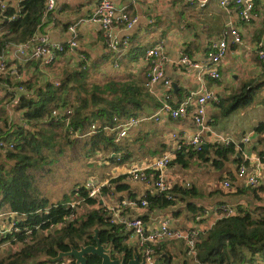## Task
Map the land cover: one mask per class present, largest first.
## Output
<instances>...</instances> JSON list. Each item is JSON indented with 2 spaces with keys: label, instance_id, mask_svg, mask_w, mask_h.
Masks as SVG:
<instances>
[{
  "label": "crops",
  "instance_id": "1",
  "mask_svg": "<svg viewBox=\"0 0 264 264\" xmlns=\"http://www.w3.org/2000/svg\"><path fill=\"white\" fill-rule=\"evenodd\" d=\"M114 1L118 7H123L132 18L136 19L131 29H125L121 24L114 29L119 39L130 38L127 47L121 46L122 55L118 56L119 52L108 48L104 29L100 24L91 21L80 22L93 13L99 0H57L56 9L43 17L44 23L35 33H46L51 42L64 43L72 36L69 26L76 24L78 46L61 55L58 61L50 65H44L33 59L23 61L14 47L9 46L5 50L8 68L0 72V88L4 89L6 94L11 92L13 95L11 101H4L6 110L9 112L10 106L17 103L18 93L26 92L25 86H17L19 81L28 79L34 82L55 81L61 78L66 70H72L81 64L88 70L90 82L131 78L143 80L147 76L145 72L148 71L144 54L149 48L162 45L167 56L164 64L165 75L173 82L174 105L202 88H211L218 92L220 100L208 105V120L202 129L205 146L209 149L210 145L223 143L227 138L232 139L236 150L241 151L237 156L242 158L243 162L249 163L250 171L256 169L260 172L257 186L263 187L258 194L263 198L264 204V94H261L264 92V67L256 53L259 44H264V0L256 1L255 16L250 22L240 20L239 10L235 6L223 7L217 3V0H211L206 6H201L200 0ZM0 2L14 6L18 4L17 0H0ZM230 23H237L240 26L244 42L234 44L231 37H226L229 45L219 66L220 80L209 77L199 79L196 70L187 69L180 63V58L185 53L196 60L203 59L211 42L222 38ZM13 68L17 69L19 77ZM247 82L256 84L254 101L228 115H221L219 105L221 100L238 92ZM174 83L177 86L176 90ZM145 91L148 97L142 104V110H137V113L141 117L148 118L134 128L129 136L117 141L127 145L125 150L119 152L118 160L123 158V161L112 162L109 158L115 156V153L99 152L107 176L91 177L98 184L108 183L109 193L102 196V201L110 212L114 207L121 206V214L125 218L143 217L148 229L158 225L161 218L170 217L173 227L188 229L199 226L205 232L220 219L218 206L228 204L237 207L239 204L246 205L251 200L250 195L235 194L239 188L248 187L238 176L239 163L236 161V155H230L229 160L224 161L221 168L215 167L211 159L205 161L193 157L188 160L187 165L177 162L165 169L164 175L170 181L172 188L186 186L189 183L198 191V194L190 200L199 207L210 208L199 221L197 216L189 211L188 202L181 199H177L173 205L162 208L150 209L141 206L140 201L137 200L143 199L148 193H160L155 189L152 181L133 180L129 176L123 180V183L129 186L128 189L118 192L112 188V185L109 187L111 179L128 174L133 166H145L147 162L167 150H176L177 153L178 144L199 130L191 116L175 119L163 114L159 120L152 118L160 106L165 91L163 81L156 83L153 91L148 89ZM19 115L20 112H17L12 120L17 121ZM245 136L249 138L247 142L242 141ZM205 168L210 177L202 181L198 174ZM226 178L232 183V187L228 189L222 185V181ZM195 181L198 182V186ZM78 187L79 185L75 189ZM218 189L223 190L225 194H233L228 196L220 191L216 192ZM122 201L131 203L123 206ZM2 226L6 227V224ZM131 242L130 246L136 243L134 236ZM168 244L172 246L165 249ZM10 245V251H17L20 248V243ZM159 247L160 254L173 256L174 264L188 253L183 240H165L159 244ZM3 249L4 246L0 250ZM159 258L162 260L161 256Z\"/></svg>",
  "mask_w": 264,
  "mask_h": 264
},
{
  "label": "trees",
  "instance_id": "2",
  "mask_svg": "<svg viewBox=\"0 0 264 264\" xmlns=\"http://www.w3.org/2000/svg\"><path fill=\"white\" fill-rule=\"evenodd\" d=\"M17 1L16 6L7 3L5 9L0 2V28L4 32L0 36V53H5L11 43L31 39L44 23L47 0ZM14 13L17 17L12 19ZM67 51L69 49L63 54ZM145 74L147 75V71ZM146 80L147 76L143 80L131 78L90 82L88 70L81 64L77 68L66 70L55 81L34 82L28 79L17 83V86L26 88V92L18 93L17 103L13 105L20 112L19 118L17 121H0V140L14 146L0 148V208L7 206L16 216L15 219L8 220L9 228L4 229L0 224V249L8 242L20 243V248L9 251L0 258V264L53 263L42 259L57 256L60 251H68L72 246L80 248L81 245L95 244V227H99L101 242L113 249V256L115 251L126 252L128 257L134 251L139 252L137 244L130 246L126 243V225L113 222L110 210L102 201V196L109 193L107 186L103 187L99 197H90L89 190L83 185L74 190L76 199L53 202L44 197L30 170L41 167V162L37 163L36 158L43 157L40 151L43 136L36 133V127L39 123H45L46 119L51 127L62 126L65 135L71 140L74 138L70 127L85 132L96 123L98 131L87 138L90 146L88 152L109 150V153H115V156L109 158L112 162H122L123 158L118 160L119 152L125 150L127 145L117 142V131L110 132L109 128L115 126V117H139L137 110H142V104L148 97L145 91ZM256 88V84L247 82L238 92L224 97L219 104L221 115H228L251 104ZM70 93L73 94V99ZM12 96L11 92H7L4 99L11 101ZM68 108L72 110L69 127L65 122ZM54 110H59L61 116H54ZM53 134L51 132L50 135L46 134L48 137H43L45 143H55ZM31 150L34 156L31 155ZM237 153L241 154V151L236 150L233 142L216 143L210 145L209 149L204 146L202 151L184 146L175 152L170 165L177 162L187 165L189 159L199 157L205 161L211 159L215 167L221 168L230 155H236L238 169L243 165L249 167V163L243 162ZM128 177L129 174H124L111 179L109 187L112 185L118 192L128 189L129 186L123 183ZM261 189L263 187L258 186L239 188L235 194L250 195L251 200L246 205L239 204L235 207L233 215L221 216L210 229L201 234L196 255L187 254L181 262L175 264H264V204L263 198L258 194ZM217 191L224 193L220 189ZM172 192L173 199H169L163 192L148 193L137 201L141 205V201L146 200L147 207L153 209L173 205L177 199H181L188 202V209L194 216L204 213L205 207H199L190 200L198 194L195 187L186 184L173 187ZM72 203H76V207L73 208ZM158 255L166 264H174L171 254L163 255L159 250ZM63 259L76 264L72 257ZM87 264H101V258L89 254Z\"/></svg>",
  "mask_w": 264,
  "mask_h": 264
},
{
  "label": "built area",
  "instance_id": "3",
  "mask_svg": "<svg viewBox=\"0 0 264 264\" xmlns=\"http://www.w3.org/2000/svg\"><path fill=\"white\" fill-rule=\"evenodd\" d=\"M257 0H217V3L223 7L235 6L239 10L240 20L244 22H250L255 16L254 10ZM211 0H200L201 6H206ZM57 0H47L44 16L48 15L56 9ZM3 9L7 7L6 2H1ZM17 14L12 15V19H15ZM91 21L100 24L104 29L105 39L107 46L110 50L119 52L118 56H121V46L127 47L130 44V38L124 37L119 39L115 33V27L122 25L125 29H131L136 19L132 18L129 13L123 8L118 7L114 0H99L93 13L86 19L80 20V22ZM72 36L64 43L51 42L46 33L37 32L33 37L27 41L20 43H11L9 46L14 47L20 59L28 61L30 59H36L42 62L44 65H50L58 61L63 52L66 49L74 50L77 45V27L76 24L69 26L68 28ZM3 31L0 28V36L3 35ZM231 37L232 43L241 44L244 42V37L241 33L240 26L237 23H230L225 30L224 36L218 40L212 41L206 55L201 60H196L188 54H183L180 58V63L187 69L196 70L199 79L209 77L213 80L221 79V72L219 66L222 63L227 50L228 40L226 37ZM8 46V47H9ZM257 56L264 67V44L261 43L256 49ZM167 61V56L162 45H155L149 48L144 54V62L147 65V80L145 82V88L153 91L154 85L160 81H163L165 91L162 94L161 103L158 110L152 116L154 119H160L163 114L170 118H182L191 116L195 124L199 127V130L187 140L178 144V150L184 146H191L196 151H202L205 146L202 129L207 123V111L208 105L211 102H218L220 95L214 89H200L181 100L174 105L173 101V82L170 78L166 77L164 64ZM6 53H0V72H4L7 68ZM118 66V64H115ZM16 75L19 77V72L16 68H13ZM72 110L68 108L65 112L67 116L65 122L67 127L70 126ZM54 116H61L59 110L53 111ZM148 117H115V126L109 128L110 131H117V141L129 136L131 131L138 127L143 120ZM98 131L96 123H93L91 128L85 132L74 130L70 127V133L72 137L76 139H85L95 134ZM249 138L245 136L242 141L247 142ZM232 139L227 138L223 140V143L229 144ZM10 147L13 148V144L6 143L4 140H0V148ZM176 150L164 151L161 155L153 158L150 162H147L145 166L135 165L128 174L133 180L153 182L156 190L160 193H166L169 199L174 198L172 192V185L164 171L168 168L175 158ZM239 178L244 180V183L248 186H257L259 183L260 172L254 169L250 171L248 166L243 165L238 171ZM106 184H95L94 182H88L85 184L89 190L90 197H99L103 187ZM189 185V183H187ZM224 188L232 187L230 180L225 179L222 181ZM131 202L122 201L121 205L126 206ZM136 204V202H135ZM142 206H147L146 200L141 201ZM71 206L76 207V203H72ZM210 208H205L203 214L197 216L199 221L205 214L209 212ZM121 206L114 207L110 214L112 215L113 222L124 223L128 238L127 244H132V238L136 241L137 248L141 255L146 258L148 264H166L165 261L158 258L159 244L165 240H183L188 248L189 255H196L197 242L203 233L202 229L198 227H190L188 229H182L173 227L171 225L170 217H163L159 221L158 225L152 229H148L142 217L135 216L133 218H125L121 214ZM235 207L233 205L222 204L217 207V212L221 216H231L235 213ZM74 216V215H72ZM45 264H71L67 259H61L53 263Z\"/></svg>",
  "mask_w": 264,
  "mask_h": 264
},
{
  "label": "rangeland",
  "instance_id": "4",
  "mask_svg": "<svg viewBox=\"0 0 264 264\" xmlns=\"http://www.w3.org/2000/svg\"><path fill=\"white\" fill-rule=\"evenodd\" d=\"M5 94V90L0 88V121L4 122L5 119H8L7 121L10 122L13 116L19 111L14 106H10L9 112L6 110L7 107L4 102ZM261 94L263 95L264 92ZM70 96L72 99L74 98L72 93H70ZM73 101L74 100H72V102ZM45 121V123L38 124L36 133L45 138L48 137L47 135H50L51 132H54L55 143L52 142L51 145H49L45 143L42 137L40 140V151L43 157L39 159L38 157L36 158L37 163L41 162V167L37 169L32 168L30 171L33 177H35V183L38 185V188L40 190H46L42 192L44 197L48 198L50 201H72L76 199L74 190L77 185L83 186L88 182L97 184L95 179L91 176H107L105 175L107 173L106 168L101 163L100 151L96 153L88 152L90 146H88L87 138L71 140L70 137L68 138V136L65 135V130L62 126L58 128L51 127L48 125L49 121L47 119ZM30 149H28V152ZM105 152L109 154V150ZM31 155L34 156L32 150ZM198 177H200L202 181H206L210 176L205 168L198 174ZM197 183L198 182L195 181L196 186H198ZM15 217V214L7 206L0 208V224H6L4 229L7 227L9 228L8 220L15 219ZM10 244L9 242L3 244L4 249L0 250V258L10 251ZM170 245L171 244H168L165 249H168ZM183 259L184 258H181L180 262Z\"/></svg>",
  "mask_w": 264,
  "mask_h": 264
},
{
  "label": "water",
  "instance_id": "5",
  "mask_svg": "<svg viewBox=\"0 0 264 264\" xmlns=\"http://www.w3.org/2000/svg\"><path fill=\"white\" fill-rule=\"evenodd\" d=\"M176 90L177 86L174 83ZM95 244L81 245L80 248L74 246L68 251H60L57 256H46L42 260L57 262L63 258L72 257L76 264H87L88 255L93 254L101 258V264H148L146 258L138 251H134L131 257H128L126 252L115 251L113 256V249L106 247L99 237V227L94 229Z\"/></svg>",
  "mask_w": 264,
  "mask_h": 264
},
{
  "label": "bare ground",
  "instance_id": "6",
  "mask_svg": "<svg viewBox=\"0 0 264 264\" xmlns=\"http://www.w3.org/2000/svg\"><path fill=\"white\" fill-rule=\"evenodd\" d=\"M173 241V240H172Z\"/></svg>",
  "mask_w": 264,
  "mask_h": 264
}]
</instances>
